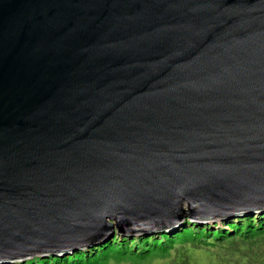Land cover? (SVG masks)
I'll use <instances>...</instances> for the list:
<instances>
[{"label":"water","instance_id":"obj_1","mask_svg":"<svg viewBox=\"0 0 264 264\" xmlns=\"http://www.w3.org/2000/svg\"><path fill=\"white\" fill-rule=\"evenodd\" d=\"M264 209V0H0V264Z\"/></svg>","mask_w":264,"mask_h":264},{"label":"trees","instance_id":"obj_2","mask_svg":"<svg viewBox=\"0 0 264 264\" xmlns=\"http://www.w3.org/2000/svg\"><path fill=\"white\" fill-rule=\"evenodd\" d=\"M196 251L206 255L204 264H264V209L208 222L184 218L173 231L116 232L99 246L69 256H34L23 264H97L114 254L138 259L163 254L167 264H197L190 255Z\"/></svg>","mask_w":264,"mask_h":264},{"label":"rangeland","instance_id":"obj_3","mask_svg":"<svg viewBox=\"0 0 264 264\" xmlns=\"http://www.w3.org/2000/svg\"><path fill=\"white\" fill-rule=\"evenodd\" d=\"M199 252L200 251L194 252V255L193 252H190V255L192 259L195 258V262L197 264H204L207 261V257L205 254H203V252H201V254ZM166 256L167 255H163V254H152L151 256L149 257L147 256L144 259H138L130 255L120 256L118 254H114L108 260L99 262L97 264H167Z\"/></svg>","mask_w":264,"mask_h":264}]
</instances>
